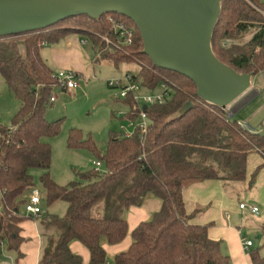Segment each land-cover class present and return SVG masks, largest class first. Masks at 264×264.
Here are the masks:
<instances>
[{"label":"trees","instance_id":"trees-1","mask_svg":"<svg viewBox=\"0 0 264 264\" xmlns=\"http://www.w3.org/2000/svg\"><path fill=\"white\" fill-rule=\"evenodd\" d=\"M119 22L133 31L132 44L124 45L119 39L115 26ZM68 34L79 35L97 59L116 67L123 62L138 64L139 73L133 79H140L149 92L166 84L170 98L147 107L146 133L137 122L133 134H113L103 151L72 135L69 146L87 148L101 167L94 163L92 170L77 173L75 181L60 186L50 174L49 139L59 133L62 120L46 118L58 82L42 50ZM228 39L235 44L224 48L222 42ZM19 42L26 44L24 56ZM212 48L222 63L238 73H264V2L223 0ZM143 51L135 24L118 14L97 21L78 17L46 30L0 38V74L20 102L12 125H0V251L5 245L21 254L22 223L34 218L22 216L20 208L34 189L30 171L39 168L44 171L40 181L46 206L60 201L68 205L64 216L42 208V216L34 219L46 239L40 264H104L109 262L105 245H119L128 236L130 247L110 264H232L221 242L209 237L208 226L191 223L193 215L186 211L183 192L190 184L208 180L221 181L225 189L245 183L249 156L258 154L264 160V137L244 130L225 110L202 101L193 82L155 67ZM125 100L132 108L131 119H140L139 104L133 97ZM187 102L194 108L170 122ZM263 167L264 163L255 170L250 187ZM150 194L162 202L160 210L130 232L127 212L141 207ZM260 233L264 237V222ZM75 242L88 250L89 263L72 251ZM249 257L250 264H264L260 248L252 249Z\"/></svg>","mask_w":264,"mask_h":264},{"label":"water","instance_id":"water-1","mask_svg":"<svg viewBox=\"0 0 264 264\" xmlns=\"http://www.w3.org/2000/svg\"><path fill=\"white\" fill-rule=\"evenodd\" d=\"M222 5L223 0H0V38L46 30L78 17L97 21L118 14L135 24L143 53L155 67L188 78L202 101L226 110L251 88L254 74L236 72L213 51ZM18 47L21 55L27 54L25 42ZM193 108L187 102L169 121ZM241 126L264 137V127L255 132Z\"/></svg>","mask_w":264,"mask_h":264},{"label":"rangeland","instance_id":"rangeland-1","mask_svg":"<svg viewBox=\"0 0 264 264\" xmlns=\"http://www.w3.org/2000/svg\"><path fill=\"white\" fill-rule=\"evenodd\" d=\"M262 1L264 2V0ZM86 52L94 66L93 74L88 78L77 79L79 87L73 94L70 91L55 90L53 95L55 97L60 96L59 100L46 112L48 121L62 120L59 133L49 139L52 147L50 174L60 186H66L75 181L77 173L92 170L94 163L99 160L87 148L70 147L69 139L72 135L79 137L75 138L78 141L94 143L103 151L113 134L131 135L135 130V125L139 122V118L131 119L132 108L120 96L122 89L110 87L107 83L116 78H124L128 74L137 76L140 69L139 65L123 62L116 67L106 60L95 58L91 48L88 47ZM252 83L253 90H256L258 94L255 93L247 104L238 110L233 118L237 122H245L258 109L264 108V73L254 76ZM138 84L140 91L137 95L141 106H144V96L157 94L160 91L157 89L149 92L142 86L140 79H138ZM19 109V100L10 93L0 74V125L10 127ZM261 117L264 118V111L260 117L252 122L259 121ZM100 170L103 171V168ZM30 172L34 178L33 190H38L41 196V208L50 214L64 216L68 208L67 203L60 201L53 206H46L45 192L40 181L44 171L35 168ZM250 189V182L246 181L245 183L231 184L226 191L237 201L238 199L244 200V196ZM20 214L28 217L24 206L20 208ZM251 238L254 241L253 249L260 248L264 254L263 235L254 236L251 234ZM17 259L18 254L16 252L9 251L5 245L1 248L0 264H17Z\"/></svg>","mask_w":264,"mask_h":264},{"label":"crops","instance_id":"crops-1","mask_svg":"<svg viewBox=\"0 0 264 264\" xmlns=\"http://www.w3.org/2000/svg\"><path fill=\"white\" fill-rule=\"evenodd\" d=\"M88 45L83 43L77 34H68L64 39L54 45H46L42 50V56L46 63L57 73L60 71H72L79 78H88L94 72V66L86 52ZM254 77L252 78V82ZM253 84V83H252ZM264 91V90H263ZM71 94L76 90L70 91ZM258 94L253 90V86L240 98H238L225 111L230 118L243 108L249 99ZM60 97V96H59ZM59 97L53 103L58 102ZM264 108L258 109L245 122L239 121L240 125H246L255 132L264 127V118L252 122L261 116ZM264 160L258 154H252L248 158L247 182L257 169L263 165ZM250 191L244 196V200L233 198L229 195L224 185L219 180H208L193 183L184 189L183 199L188 215H193L191 223L199 226H208V235L212 240L222 244V251L231 258L232 264H250L249 253L254 248V241L251 234L256 236L261 234V225L264 222V167L256 176L255 182ZM244 203L248 207L259 208L258 214H253L249 209L241 210L240 204ZM162 202L154 195H148L141 207L131 208L127 214L130 232L141 222L148 221L160 210ZM22 237L25 239L21 246V254L16 260L17 264H40L46 239L42 236V230L37 220L26 219L22 223ZM259 237V236H258ZM257 237V238H258ZM253 242L249 251H245L243 241ZM131 237L121 244L115 246L105 245L109 262L114 257L127 250L131 245ZM74 253L82 256L84 263H89L90 254L80 243L71 245Z\"/></svg>","mask_w":264,"mask_h":264},{"label":"built area","instance_id":"built-area-1","mask_svg":"<svg viewBox=\"0 0 264 264\" xmlns=\"http://www.w3.org/2000/svg\"><path fill=\"white\" fill-rule=\"evenodd\" d=\"M109 20L112 21V18L109 16ZM117 34L119 36V39L122 40L124 45H130L133 41V31L131 28L126 25L123 22L115 23ZM106 42L109 43L107 39H105ZM83 43L86 45V42L83 41ZM235 44L234 41L228 39L222 42V46L224 48H227L231 45ZM56 80L58 82V86L56 90H66V91H74L76 90L79 85L77 82V75L72 71H60L56 73ZM110 87L118 88L120 87L122 89V92L120 96L124 99H127L129 97H133L134 101L139 104L141 108L140 112V119L138 122L139 129L146 133L148 126H149V117L145 110L143 109L144 106H152L156 104H163L166 100L170 98V91L166 84H162L160 87V91L157 94H148L144 96V106H141L138 101V95L140 91V86L138 82H136L133 79L132 74L126 75L124 78H116L113 80H110L107 82ZM56 100L55 96L51 98V102L54 103ZM95 166L97 168L101 167L100 162H95ZM241 210L249 209L253 214L259 213V208L257 207H248L244 203L240 204ZM26 213L28 216L38 219L42 216L43 210L41 208V196L38 190H33L29 197V201L25 206ZM253 246V242L249 240L243 241V247L245 251H249L251 247ZM104 264H110V262H105Z\"/></svg>","mask_w":264,"mask_h":264}]
</instances>
